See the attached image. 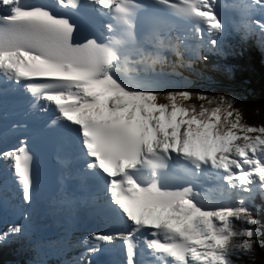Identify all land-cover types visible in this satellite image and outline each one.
I'll use <instances>...</instances> for the list:
<instances>
[{
  "label": "snow or ice",
  "instance_id": "obj_1",
  "mask_svg": "<svg viewBox=\"0 0 264 264\" xmlns=\"http://www.w3.org/2000/svg\"><path fill=\"white\" fill-rule=\"evenodd\" d=\"M214 2L87 0L111 22L104 42L81 43L69 18L26 0H0L6 13L0 14V92L22 88L30 94L32 108L41 101L53 103L58 115L52 124L64 120L76 126L89 158L86 170L103 176L111 204L130 222L126 234L94 233L89 239L97 243L89 252L98 251L99 242L119 238L127 264H136V237L147 231L152 238L143 243L157 260L170 258L169 264H244L245 257L254 262L261 232L251 198L257 188L264 194V125L243 123L232 98L197 93L207 105L215 104L197 108L183 103L192 93H160L147 76L165 50L176 51L167 35L171 21L158 8L192 22L197 33L206 24L210 33L219 34L223 26ZM57 3L77 9L80 0ZM138 23L147 25L139 34ZM33 159L23 140L0 151V161L13 170L26 202L33 188ZM174 160L186 162L180 169L185 175L215 169L229 189L247 195L237 205L208 208L193 187L169 186ZM234 220L245 226L237 227ZM22 230L9 227L0 233V243Z\"/></svg>",
  "mask_w": 264,
  "mask_h": 264
},
{
  "label": "trees",
  "instance_id": "obj_2",
  "mask_svg": "<svg viewBox=\"0 0 264 264\" xmlns=\"http://www.w3.org/2000/svg\"><path fill=\"white\" fill-rule=\"evenodd\" d=\"M236 57L231 60V74H224L223 70L216 68L215 72L222 74L225 81L231 82L235 78L244 79L251 84L252 92L246 94L240 91L244 97L236 105L241 113L242 122L248 125H264V52L256 53L255 56L245 51L237 52ZM210 80H216V74H210ZM205 85V83H201ZM212 92V91H209ZM3 261L0 262L2 264ZM244 264H264V236L260 245H255L254 262L246 259Z\"/></svg>",
  "mask_w": 264,
  "mask_h": 264
},
{
  "label": "clouds",
  "instance_id": "obj_3",
  "mask_svg": "<svg viewBox=\"0 0 264 264\" xmlns=\"http://www.w3.org/2000/svg\"><path fill=\"white\" fill-rule=\"evenodd\" d=\"M39 212V211H38ZM258 217V221L259 223L256 225V227L258 229H260L261 234H259V237H263L264 236V214L261 213L260 215L257 216ZM126 225H124L125 227ZM87 229V227L85 228ZM101 230L105 233H112V229L110 228V226L107 223H104L103 225H101ZM12 244H3L0 245V262L3 260H6L8 263L7 264H13L11 263L10 259H12L13 261L18 262L20 260V257H16V254L14 251H17V243H13V241H11ZM55 247L60 248L62 250L65 251V253H67L68 255H72V250L74 249L73 247V243H71L68 247H64L63 243L61 241L60 238L56 239V241L53 243ZM3 248H5L6 250L10 251V254H6V255H2L3 252L1 251ZM21 262V261H19ZM3 264V263H2ZM48 264H63V263H58L55 260L50 261ZM75 264H88L85 261L84 262H75Z\"/></svg>",
  "mask_w": 264,
  "mask_h": 264
},
{
  "label": "rangeland",
  "instance_id": "obj_4",
  "mask_svg": "<svg viewBox=\"0 0 264 264\" xmlns=\"http://www.w3.org/2000/svg\"><path fill=\"white\" fill-rule=\"evenodd\" d=\"M242 85V84H241Z\"/></svg>",
  "mask_w": 264,
  "mask_h": 264
}]
</instances>
